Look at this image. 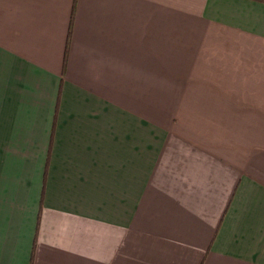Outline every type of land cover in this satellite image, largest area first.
Segmentation results:
<instances>
[{
    "label": "crops",
    "instance_id": "obj_1",
    "mask_svg": "<svg viewBox=\"0 0 264 264\" xmlns=\"http://www.w3.org/2000/svg\"><path fill=\"white\" fill-rule=\"evenodd\" d=\"M0 264H264V0H0Z\"/></svg>",
    "mask_w": 264,
    "mask_h": 264
}]
</instances>
